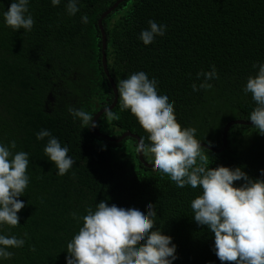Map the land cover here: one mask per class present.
I'll return each instance as SVG.
<instances>
[{
    "label": "trees",
    "instance_id": "1",
    "mask_svg": "<svg viewBox=\"0 0 264 264\" xmlns=\"http://www.w3.org/2000/svg\"><path fill=\"white\" fill-rule=\"evenodd\" d=\"M116 1L79 0V11L68 16L66 0L57 6L29 0L34 23L28 32L12 31L0 15V142L14 140L13 152L29 154L18 225L0 227V234L25 243L9 249L13 255L0 264H66V244L82 224L71 213L82 217L101 200L145 211L151 202L154 228L176 245L173 264H222L212 251L213 234L192 219L190 202L200 194L199 187L177 188L166 174L144 166L136 139L107 141L67 111L68 106L80 108L93 119L114 101L103 69L98 20ZM10 2L0 0V13ZM82 13L88 16L86 24L80 22ZM149 19L166 30L144 45L138 36ZM103 24L115 82L137 71L154 77L158 92H167L173 102L177 122L195 128L199 142L219 148L226 123L248 120L255 105L242 87L255 74L252 66L264 62V0H125ZM213 65L217 78L210 81L212 88L194 92L192 83H200L196 73ZM49 93L57 98L55 104ZM112 112L113 117L104 113L99 118V131L114 138L130 131L149 143L148 133L128 110H121L119 101ZM41 129L68 147L74 163L63 176L55 175V165L43 152L48 138H35ZM201 151L209 167L241 166L254 179L264 168V135L252 125L231 127L225 151ZM144 157L153 162L146 148Z\"/></svg>",
    "mask_w": 264,
    "mask_h": 264
},
{
    "label": "clouds",
    "instance_id": "2",
    "mask_svg": "<svg viewBox=\"0 0 264 264\" xmlns=\"http://www.w3.org/2000/svg\"><path fill=\"white\" fill-rule=\"evenodd\" d=\"M60 3L61 0H50L52 6ZM78 3L79 0H66L65 14L75 15ZM28 4L29 0H11L7 10L0 13L3 24L14 32L30 31L34 21ZM80 22H88L87 14H81ZM147 25L138 36L144 45L156 36H163L166 30V25L151 19ZM252 67L255 74L247 77L242 92L250 94L255 105L248 120L258 135H264V62ZM216 78L214 65L209 71L197 72L200 83L193 82L192 90H210L213 86L210 81ZM116 91L121 110H128L148 133L149 143L145 145L144 138H139L137 151L146 148L152 154V167L166 174L177 188L185 185L200 188V194L190 202L192 219L213 234L212 251L217 259L222 264H264V168L259 169L260 177L254 179L241 166L209 167L201 143L194 137L196 129L177 122L168 93H159L156 79H149L145 72H133L120 79ZM67 111L83 128L95 127L87 111L72 106ZM104 113L107 117L114 116L110 107ZM45 137L48 139L43 152L55 165V175L63 176L74 160L67 155V145L61 146L49 130L35 133L38 141ZM15 147L14 140L7 145L0 142V227L18 225L17 213L24 207L18 198L24 195L29 182L26 174L29 154L13 152ZM235 181L242 183L237 186ZM85 211L82 217L71 213L82 224L66 244V264H173L177 259L171 236L154 228L156 211L151 202L145 211L139 206L126 209L101 200L94 209L89 207ZM24 243V238L0 234V261L13 255L9 249L21 248Z\"/></svg>",
    "mask_w": 264,
    "mask_h": 264
},
{
    "label": "water",
    "instance_id": "3",
    "mask_svg": "<svg viewBox=\"0 0 264 264\" xmlns=\"http://www.w3.org/2000/svg\"><path fill=\"white\" fill-rule=\"evenodd\" d=\"M125 0H117L109 9H107L104 13H102V15L100 16L99 20H98V27L99 30L102 34V63H103V69L104 72L110 82V85L114 91V101L112 102L111 105L105 106L101 109H99L93 116V122L95 123V127H91L92 131L95 133L96 136L101 137L106 139L107 141H112V142H122L125 138L127 137H131L137 140H139L140 136L138 134L132 133L130 131H126L124 132L120 137L118 138H114L111 135H107L105 133H102L101 131H99L97 129V123L99 118L104 114V109L106 107H110L111 111L117 106L118 104V93L116 91V82L114 80V78L111 76L109 68H108V59H107V36H106V31L104 28V24L103 21L104 19L110 15L111 13H113L121 3H123ZM234 125H252V122L250 120H245V119H235V120H231L228 123H226V125L224 126V131H223V145L219 148H216L208 143L205 142H200L201 143V147H205L207 149H210L212 151L215 152H223L226 150L227 146H228V133L231 129V127H233ZM139 153V159L140 161L144 164L145 167L148 168H153L152 167V163H149L145 160L144 157V151L143 152H138Z\"/></svg>",
    "mask_w": 264,
    "mask_h": 264
},
{
    "label": "flooded vegetation",
    "instance_id": "4",
    "mask_svg": "<svg viewBox=\"0 0 264 264\" xmlns=\"http://www.w3.org/2000/svg\"><path fill=\"white\" fill-rule=\"evenodd\" d=\"M48 100L50 101L51 104H55L57 102V98L53 96L51 93H49L48 95ZM46 106L48 107V104Z\"/></svg>",
    "mask_w": 264,
    "mask_h": 264
}]
</instances>
